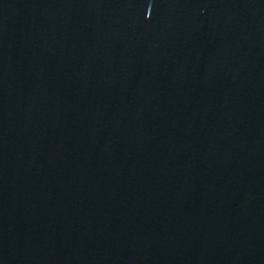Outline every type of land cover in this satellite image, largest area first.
Here are the masks:
<instances>
[{
	"label": "water",
	"instance_id": "1",
	"mask_svg": "<svg viewBox=\"0 0 264 264\" xmlns=\"http://www.w3.org/2000/svg\"><path fill=\"white\" fill-rule=\"evenodd\" d=\"M0 264H264V0H0Z\"/></svg>",
	"mask_w": 264,
	"mask_h": 264
}]
</instances>
